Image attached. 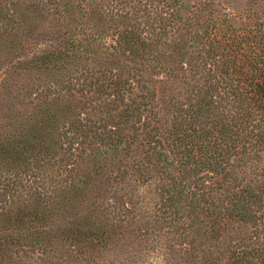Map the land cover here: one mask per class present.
<instances>
[{
	"label": "trees",
	"instance_id": "obj_1",
	"mask_svg": "<svg viewBox=\"0 0 264 264\" xmlns=\"http://www.w3.org/2000/svg\"><path fill=\"white\" fill-rule=\"evenodd\" d=\"M0 41L51 74L0 129V264H264V0H0Z\"/></svg>",
	"mask_w": 264,
	"mask_h": 264
},
{
	"label": "rangeland",
	"instance_id": "obj_2",
	"mask_svg": "<svg viewBox=\"0 0 264 264\" xmlns=\"http://www.w3.org/2000/svg\"><path fill=\"white\" fill-rule=\"evenodd\" d=\"M41 27L46 26L44 24L40 25ZM46 35L50 39L51 37L55 36L54 32L52 30L47 29ZM47 38L40 39L37 41H28L26 45L29 47V45L32 42H37L36 47H39V49L42 47V43L46 41ZM1 42V41H0ZM4 49V48H3ZM3 49L0 47V80L3 78H9L6 87H0V129L3 126V123L7 125V123H12L13 120L16 118L17 115H15L16 109H21L24 106L22 94H24L25 89H28V84L33 83L35 85H43L47 83V80L50 78L51 74H46L39 72L37 70H31L29 72H24L20 70V74H12L11 68L9 67V64H12L18 60H24L27 56L25 54L21 58H16L18 56L13 55L10 53L9 55H3ZM30 49V48H29ZM28 49V50H29ZM7 53V50H6ZM2 65H7L6 67H3ZM5 69V72L3 70ZM7 72V73H6ZM22 89V90H21ZM2 95V96H1ZM15 115V116H14ZM210 245V242H209ZM213 247V246H212ZM140 246H137L136 243L133 244V246H117L116 254L111 257V261H114L116 263L124 264V261L126 259H132V262L130 261L129 264H141V260L138 259L139 256H142V258H146L148 255V260L152 264H202L200 260V253L198 251L189 249L186 252H181V254L176 253L175 255L168 254L165 255V253L154 250H150L149 246H146L144 250L140 249ZM194 248V244H193ZM125 249V250H124ZM138 253H136V251ZM133 251V253H132ZM154 252V253H153ZM158 254V255H156ZM164 254V255H163ZM198 254V256H197ZM152 255V258H151ZM156 255V257L154 256ZM129 257V258H128ZM148 262V263H149ZM145 263V264H148Z\"/></svg>",
	"mask_w": 264,
	"mask_h": 264
}]
</instances>
